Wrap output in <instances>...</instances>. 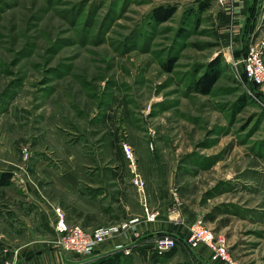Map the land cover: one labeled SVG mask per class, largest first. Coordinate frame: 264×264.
Masks as SVG:
<instances>
[{
	"label": "rangeland",
	"instance_id": "374dc122",
	"mask_svg": "<svg viewBox=\"0 0 264 264\" xmlns=\"http://www.w3.org/2000/svg\"><path fill=\"white\" fill-rule=\"evenodd\" d=\"M251 4L247 44L264 35V0ZM157 5L176 10L157 23L150 18ZM218 5L0 0V157L26 174L33 155L62 165L60 147L67 145L84 168L97 158L105 165L107 152L115 150L118 162L108 163L128 170L120 151L128 142L155 207H178L193 221L201 218L223 236L232 257L264 264V96L234 68V51L219 37ZM217 55L224 67L210 93L193 91L192 81ZM173 60L170 70L162 66ZM131 174L124 173L126 186ZM31 177L45 181L36 173ZM21 184L12 173L11 184L0 186V264L76 262L80 256L55 244L52 218L40 222L23 201L18 209L16 199L27 197ZM51 185L46 183V195L66 203ZM86 196L77 201L79 209L68 196L70 211L87 214V223L104 222L106 212L88 217L97 210ZM207 214L216 216L214 222L203 219Z\"/></svg>",
	"mask_w": 264,
	"mask_h": 264
},
{
	"label": "crops",
	"instance_id": "0c3cea01",
	"mask_svg": "<svg viewBox=\"0 0 264 264\" xmlns=\"http://www.w3.org/2000/svg\"><path fill=\"white\" fill-rule=\"evenodd\" d=\"M251 3L252 0H230L229 2L218 5L219 14L217 16V25L219 37L223 45L231 47V50L234 51L232 54L233 56L240 54L247 44L250 23L249 9L252 5ZM257 89L261 91L264 96V86L257 87ZM36 140L37 136L33 134L32 152L34 153L39 149V146L35 145ZM57 140V138H54L51 141L56 143ZM60 148L62 151L59 152L63 156L62 165H48L47 156L43 154L33 155L31 156L32 165L30 166V173L28 172L29 167L27 166L26 174L22 171L23 167L17 165V163L6 161L4 158L0 157L1 162L5 161L1 163L0 166L5 169L9 168L13 176L22 182L21 187L26 189L25 195L27 197H24V200L21 198L16 199L18 209H20L19 205L21 201L26 202L28 208L32 209L33 213L37 214V218L40 222L48 224L50 218L54 220L53 207L58 205L63 209L66 218L70 222L80 224L83 220V226L88 228H95L121 220L136 219L126 232L106 239L91 255L77 257V261H74L72 264L78 263V259H95L100 256L113 254L116 251L121 253L120 264H222L221 262L210 261V251L204 245H199L197 248L190 249L178 244L174 249L166 252L163 256H159L156 253L153 242L154 236L160 232L185 233L188 224L193 221V216L185 212L179 214L180 209L178 207L176 209H167L166 211L160 207H155L145 190L146 186H144V202L146 206L150 210H156L158 212L155 222H147L144 217L143 200L141 199L142 193H139L137 187L132 183V174L130 175V180H128L129 185L126 186V184L123 183L124 179L127 178L124 177V173H131L130 170L122 168L121 164L116 163L115 165L114 163H108L109 158L110 160H114V162H118V156H116L115 150H113V152L112 150L107 152V159L105 161L107 163L105 165L104 163H98L99 159L97 158L95 159L97 161L95 165H92L91 168H84L81 162H78V155L74 153L71 147L67 145L64 147L63 145ZM102 155H97L96 157L102 159ZM35 173L36 177L44 179L46 182H42L38 178V181H35V179L31 177V175L34 176ZM48 182H50V184L52 183L51 188L57 191L59 195H62L61 197L66 203H55L46 195L44 188ZM128 187L135 190L134 195L127 192ZM85 193L88 195L89 198L86 197L91 200V202L94 201V203H96L97 210H89L88 213L90 216L88 217H95V215H97L96 212L100 214L106 212V216L103 217L104 222L87 223V214L84 216L80 212H76L74 215L70 211V205L72 203H75V208L79 209L77 201H81V197H84ZM71 195L75 197V202L70 204L69 202L67 203V197ZM132 197L135 200V202H133L135 207H132ZM104 199L107 201L106 204L102 203ZM164 199L165 197H161L159 202L163 203L165 201ZM102 204L103 206L101 207ZM137 205H139L138 208H136ZM214 217L216 219V216ZM218 227L220 229L222 225ZM124 249H128L129 252L126 254ZM62 254L66 258V261H68V254L65 252Z\"/></svg>",
	"mask_w": 264,
	"mask_h": 264
},
{
	"label": "built area",
	"instance_id": "2783aa9c",
	"mask_svg": "<svg viewBox=\"0 0 264 264\" xmlns=\"http://www.w3.org/2000/svg\"><path fill=\"white\" fill-rule=\"evenodd\" d=\"M219 4L229 2L230 0H213ZM232 63L235 69L242 72L248 82L256 87L264 86V35L250 40L246 53L238 57H233ZM121 149L128 167L132 173V183L137 187L141 194L144 207V217L147 222H155L158 212L150 210L144 197L145 183L137 172L136 159L131 145L128 142H122ZM27 152L23 159H26ZM54 212V242L63 251L70 252L74 256H89L106 239L126 232L136 219L121 220L107 225L95 228H85L74 222H69L63 209L55 205ZM155 251L157 254L172 249L178 244L190 249L197 248L199 245L206 246L209 251V259L213 262L222 264H245L244 262L231 256L228 246L222 235L215 233L208 227L201 218L188 224L187 231L178 236L176 233L160 232L153 238ZM127 254L128 249H124Z\"/></svg>",
	"mask_w": 264,
	"mask_h": 264
},
{
	"label": "trees",
	"instance_id": "16d2710c",
	"mask_svg": "<svg viewBox=\"0 0 264 264\" xmlns=\"http://www.w3.org/2000/svg\"><path fill=\"white\" fill-rule=\"evenodd\" d=\"M206 7H207V3L201 4L202 10H205ZM175 10H176V8L173 5H157L151 9L150 18L153 19L154 22L161 23V22L169 19L172 16V14L175 12ZM249 10H250L249 11L250 12L249 13L250 14L249 15V22L250 23H249V30L248 31L250 32L251 28H252V19L254 18L252 5L250 6ZM248 44H246L244 50L240 54L236 55L235 57H238L240 55L245 54L247 47H248ZM173 62H174V60L169 61L167 63H163L162 66L166 70H170ZM223 67H224V64H223V62H221V56L220 55H217L214 58H212L207 63V65L205 66V70L203 71V73L201 75H199L195 80L192 81L191 88L193 89V91L201 93V94L210 93L212 86L214 85V83L219 78L221 71L223 70ZM250 84H251V87L253 88L254 86L252 85V83H250ZM255 88H257V87H254V89ZM120 150L122 152L121 145H120ZM122 154H123V152H122ZM11 177H12V172L10 170H0V186H6V185L11 184ZM203 219L214 221L215 217H214V215L207 214L204 216ZM217 229H219V227L216 228V230ZM175 233L178 236L179 235L182 236L184 234V233H179V232H175ZM174 248H172V249H174ZM172 249L166 250V251H164L158 255L163 256L166 252L171 251ZM120 256H121V253H119V251H116L113 254L100 256V257L95 258V259H82V260H79L78 263L79 264H120ZM75 264H77V263H75Z\"/></svg>",
	"mask_w": 264,
	"mask_h": 264
},
{
	"label": "water",
	"instance_id": "95a60500",
	"mask_svg": "<svg viewBox=\"0 0 264 264\" xmlns=\"http://www.w3.org/2000/svg\"><path fill=\"white\" fill-rule=\"evenodd\" d=\"M253 86L256 87V85L253 83Z\"/></svg>",
	"mask_w": 264,
	"mask_h": 264
}]
</instances>
